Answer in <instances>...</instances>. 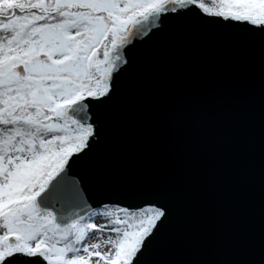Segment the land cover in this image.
Instances as JSON below:
<instances>
[{
    "label": "snow or ice",
    "instance_id": "snow-or-ice-1",
    "mask_svg": "<svg viewBox=\"0 0 264 264\" xmlns=\"http://www.w3.org/2000/svg\"><path fill=\"white\" fill-rule=\"evenodd\" d=\"M0 264H264V0H0Z\"/></svg>",
    "mask_w": 264,
    "mask_h": 264
},
{
    "label": "rangeland",
    "instance_id": "rangeland-1",
    "mask_svg": "<svg viewBox=\"0 0 264 264\" xmlns=\"http://www.w3.org/2000/svg\"><path fill=\"white\" fill-rule=\"evenodd\" d=\"M95 222L96 223H103L104 219H103V217H97V218H95Z\"/></svg>",
    "mask_w": 264,
    "mask_h": 264
}]
</instances>
